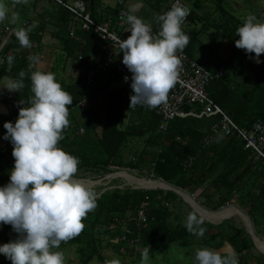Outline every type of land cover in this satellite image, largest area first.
Segmentation results:
<instances>
[{
  "label": "trees",
  "instance_id": "1",
  "mask_svg": "<svg viewBox=\"0 0 264 264\" xmlns=\"http://www.w3.org/2000/svg\"><path fill=\"white\" fill-rule=\"evenodd\" d=\"M60 1L69 4L67 0ZM81 1L96 23L115 19L121 10H125L120 4L115 8L104 7L102 0ZM168 1L152 0L149 5L163 14L175 0H170L171 4L167 6ZM186 1L191 14L188 25L182 29L189 37V43L182 53L204 67L195 59L198 47H203L200 37L204 28L209 27L220 33L222 38L236 47L235 41L240 38L236 30L244 22L229 13L225 6L226 0H214L219 13L217 19L207 12L209 0ZM3 2L10 11L14 9L19 14L23 27L33 22L38 24L29 33L32 47L22 48L14 35L18 29L13 28L10 33H6L3 22H0V45L3 40H7L0 48V59L4 61L0 63V79L4 76L18 78L21 70L26 72L25 87L15 94L22 107L29 106L28 99L32 93L28 75L35 70L29 69L28 56H41L39 48L47 32L59 41L62 54L53 60L54 74L62 88L72 96L73 104L68 106L69 127L63 131V139L58 146L79 159L77 174L104 177L129 171L137 173L140 179L148 178L154 183L165 184L164 187L176 189L175 193L156 190V187L154 190L114 189L104 193L97 199L95 210L83 220V231L75 238L62 242L59 250L64 254L74 250V256L80 264H103L106 248L122 259L131 256L139 262L140 252L145 247H150L151 260L173 245L190 254L195 253L194 247H206L222 253L234 252L239 264H264V255L256 250L245 227H238L231 220L225 221L226 218L211 222L214 224L206 219L203 227L207 231L203 237H198L187 231L185 221L188 215L177 207L179 204L190 210V205L178 192L190 196L200 192L198 204L209 213L223 211L236 199L251 219L257 236L264 238V161L256 160L255 153L246 150L234 133L228 136L221 134L219 142L214 138L211 145L204 147L205 139L212 135V127L223 117L173 119L168 122L167 130L160 132L161 120L156 115V108H130V97L134 93L122 89L125 77L117 70L118 64L125 66L123 55L116 60L117 65L106 61L99 48L98 37L92 30L84 31L81 22L59 5L57 0H29L27 5H13L12 0ZM163 6H167L166 11H162ZM201 13L206 15L201 16ZM151 26L156 33L159 31L156 20ZM12 50H15L13 55ZM8 55L14 57L10 72L7 71ZM250 56L254 57L255 53L247 54L236 47L230 57H218L211 66L204 67L213 75L222 70L221 77L208 86V95L223 114L239 128L246 130L251 129L257 121L264 123V62L256 63ZM260 60L264 61V53L260 55ZM67 67L72 72L70 83L64 79ZM125 69L130 72L126 66ZM90 76L93 81L91 84L88 83ZM85 99L90 100L91 106L82 110L79 104ZM103 99H106V103L101 113L100 103ZM6 102L0 96V103ZM126 113L128 122L125 125ZM18 114L19 111L10 107L8 115H0V138L6 132L4 123H15ZM127 150L130 155L126 153ZM12 151L10 141L0 148V186L10 180L9 173L14 166ZM190 158L195 160L189 168ZM120 175L133 180V176L126 172L116 176ZM145 204L148 222L137 234L134 218ZM17 236L11 225L0 226V245ZM125 236L126 239L122 241ZM261 251L264 253V250ZM0 264H11V261L0 254Z\"/></svg>",
  "mask_w": 264,
  "mask_h": 264
},
{
  "label": "clouds",
  "instance_id": "2",
  "mask_svg": "<svg viewBox=\"0 0 264 264\" xmlns=\"http://www.w3.org/2000/svg\"><path fill=\"white\" fill-rule=\"evenodd\" d=\"M29 0H12L13 5L25 4ZM140 5L130 7L127 22L131 35L124 40L117 38L123 54V64L132 73L130 108L159 107L167 100L169 91L178 79L180 58L189 43L182 29L190 9L175 0L170 10L155 17L159 31L153 33L135 13ZM9 7L0 0V22L9 18ZM19 14L11 12L10 23L15 24ZM37 22L19 28L14 35L22 48H31L29 33ZM235 41L239 49L247 54L255 53L256 63H262L264 53V22L249 14L238 27ZM30 92L27 107L19 110L15 123L7 121L3 127L4 140L13 145L14 166L10 180L0 186V226L11 225L17 238L0 245L11 264H66L60 246L78 236L84 229L83 220L97 207V194L84 183L74 179L78 172L79 159L59 147L63 131L69 127V105L72 96L65 91L52 72L39 70L40 57L29 55ZM4 61L0 59V63ZM14 57L7 56V71L10 72ZM26 72L21 70L18 78L4 76L0 79V91L16 92L25 87ZM127 77L125 80L127 81ZM222 136L215 137L219 142ZM205 218L190 212L185 221L189 233L203 237ZM149 248L141 250L140 264H153ZM104 264H121L119 258L105 260ZM192 264H239L234 252L222 253L209 248L195 250Z\"/></svg>",
  "mask_w": 264,
  "mask_h": 264
},
{
  "label": "built area",
  "instance_id": "3",
  "mask_svg": "<svg viewBox=\"0 0 264 264\" xmlns=\"http://www.w3.org/2000/svg\"><path fill=\"white\" fill-rule=\"evenodd\" d=\"M57 3L70 11L71 14H73L76 19L81 22L80 24L84 31H93V33L98 37L99 48L102 55H104V59L109 61L111 64H116V60L122 54L117 43V38L124 40L131 35L130 31H126L130 27L127 22V15L129 12L121 10L115 19L111 18L105 22L96 23L93 21L91 15L87 13L86 6L83 1H78L75 5L65 4L60 0H57ZM174 3L175 1L172 5ZM181 3L190 9L186 0H181ZM189 15L182 27L187 25ZM5 31L6 33H10L11 29L9 27H5ZM153 33H156L154 29ZM177 56L181 61L178 70L177 82L169 91L167 100L157 107L155 111L156 115L161 120L159 131H166L168 122L173 119H202L213 118L221 115L223 117L222 120L212 127V135L205 139L204 147L211 145L213 139L217 137V135L223 134L228 136L234 133L237 138L243 142L246 150H252L255 153L256 160L264 161V123L262 121H257L249 130L239 128L226 114H223L220 108L213 103L208 95V86L213 80L221 77L222 70L213 75L206 68L188 58L186 54L178 51ZM117 70L119 73H122L124 77L128 78L127 81H124L122 89L126 92H131L132 89L130 85L132 73L128 72L125 69V66L121 64L117 65ZM88 83H93L91 76L88 78ZM16 92L8 93L5 96V99L10 103L13 110L19 111L22 106L17 102L15 95ZM90 106L91 102L88 99L83 100L79 104V107L82 110H85ZM135 108L136 107H134V109ZM194 160V158L189 159V168L194 163ZM134 221L138 228L137 234H140L142 226L148 222L146 204L137 211ZM125 239L126 236L122 238V241ZM136 242L137 239L134 240V243Z\"/></svg>",
  "mask_w": 264,
  "mask_h": 264
},
{
  "label": "rangeland",
  "instance_id": "4",
  "mask_svg": "<svg viewBox=\"0 0 264 264\" xmlns=\"http://www.w3.org/2000/svg\"><path fill=\"white\" fill-rule=\"evenodd\" d=\"M78 1H81V0H67V3H69L70 5H75ZM102 1H103L102 3H103L104 7L115 8L116 6H118V4H120V5H123V7L126 11L128 9H130V7L134 4L142 5L143 7L147 8L149 10V12H150V9L151 10L153 9L149 5L150 4L149 2L152 0H102ZM168 2L169 3L167 6H169L171 4L170 0ZM167 6H163L162 11H164V9L166 11ZM225 6H226V9L229 11V13H231L236 19H239L242 22L245 21L246 17L249 14H254L258 18L259 21L264 22V0H226ZM207 12L209 14H213L212 16L214 19L219 18V13H217V11H216V5L214 3V0L208 1ZM151 13L153 14L152 17L154 19L157 15H159V12L156 11V8H154L151 11ZM204 14L205 13H201V16H204ZM141 17H143V16H141ZM143 19L146 23H151V21L148 20L147 17H143ZM3 22H5V23L7 22V24H9V26L15 27L17 25L18 28L22 24V21L19 19L15 24H12V23H10V18H6V21L4 20ZM199 28L201 29L202 26ZM200 40H201V44L203 45V47H201V46L198 47L196 54H195V59L197 62L201 63L204 67L205 66L207 67V65L211 66L212 63H214L218 59V57H221L222 59H226V58L230 57V55L236 49V47L234 46V44L232 42L231 43L227 42L224 39V37L222 38V35L220 33H217L216 31H214L213 29H211L209 27L204 28V33L201 35ZM105 103H106V99H103L100 103L101 113H103V108L105 106ZM127 122H128V114L126 113V116L124 119V124L126 125ZM132 147H133V145L130 146V148H132ZM126 153L130 155L129 150H127ZM127 157H128V155H127ZM121 172H126V173H128L129 176H133V178H132L133 180L129 179L131 182H128L129 180H126V179L123 180V179H121L122 178L121 175H120V177L118 176V178H117L116 175L121 173ZM121 172H115L109 176L106 175L104 177H97V176H93V175L82 176L80 174H77L76 175L77 178L74 177V179L79 180L80 182L84 183L87 187H89L90 189L95 191L97 194V199H99V197L101 195H103L104 193L111 192L114 189H120L122 191L126 190L127 188H129L131 190H134V189L154 190L153 188L156 187V190L161 189L164 191H171L170 190L171 188L169 186L164 187V186H162V184H159V183L155 184L154 182H152V180L149 181L148 178H144V179L138 178L137 173H133V172H129V171H121ZM78 177H81L84 179H78ZM143 181H146V182H143ZM150 182L154 183L155 186L153 185L154 187H152V183H150ZM150 188H152V189H150ZM199 193L200 192H198L196 194V196H190V195L185 194V193H180V194H185V197H187L190 200L194 199L196 204L198 206H200L198 204L199 201L201 200L198 197ZM187 198L186 199L183 198V200L188 205H190V210L187 209L186 207H184L183 205L180 206L179 204H177V207H180L181 211L183 210L185 215H188L190 213L189 211H196L198 214L202 215L206 219L207 216H209V215L217 217V215L221 213V216L216 218L215 220H217L219 218H226L225 221L231 220L238 227H245L249 235L253 234L261 242H264V238L262 236H257V234L255 233V228H254V225H253L251 219L240 208V206H239L240 204H239V202L236 201V199L234 201H232L230 206L225 207L223 209V211H221L219 213H212V212L209 213L203 209L205 211L204 212L206 214L205 215V214L201 213L203 211L198 209L197 205H195V204L191 205L192 202L187 200ZM214 221H209V222H214ZM225 221H223V222H225ZM217 224H219V222L216 223L215 225H217ZM194 248H195V250L197 249L196 247H194ZM259 249H261V248L259 247ZM256 250H258V249H256ZM261 250H264V249H261ZM74 253H75L74 250H70L69 252L67 251L65 253L66 264H80L77 262V259L74 256ZM194 254L187 253V250H181L177 246L173 245L167 251H161L158 254L157 258L152 260V262H153V264H192V261L194 259ZM103 257H104V261L110 260L113 258H119L121 261V264H140V261L137 262L134 257L130 256L127 259H122L115 252H113L107 248L103 252ZM93 264H100V263L94 262Z\"/></svg>",
  "mask_w": 264,
  "mask_h": 264
},
{
  "label": "crops",
  "instance_id": "5",
  "mask_svg": "<svg viewBox=\"0 0 264 264\" xmlns=\"http://www.w3.org/2000/svg\"><path fill=\"white\" fill-rule=\"evenodd\" d=\"M12 11H14V9H11V11L9 12V18H10V15H11ZM151 11L152 10L150 9V12H149V10L147 8H145L142 5H140L138 11L135 14L137 16H140V17L141 16L147 17L148 20L151 21L150 24H152L155 19L152 17L153 16V14H152L153 12L151 13ZM143 17H141V18L143 19ZM5 21H6V19H5ZM3 26L4 27H10L11 30H12L13 28H15V29L22 28L23 24H21L20 27L18 28L17 25L15 27L14 26H9V24H7V22L6 23L3 22ZM5 42H7V40H3L1 42L0 48H2V46L6 44ZM60 48L61 47H60L59 41L57 39L53 38L51 33L47 32V34H45L44 37H43L42 47L39 48L40 54H41L40 63L38 65L39 70L44 71V72H52V73L56 72L54 70V62H53V60H55L57 55L62 54ZM0 51H1V49H0ZM14 53H15V50H12L11 54L13 55ZM41 57H42V59H41ZM49 62H52V63L49 65ZM70 76H72V72H71V69L67 67L66 74H64V79H65L66 83H70L72 81ZM8 93H10V92H8L7 89H4V90L0 91V96L4 99V101H6L5 96ZM8 104H9L8 102L0 103V115L6 116V115H8L10 113V107L11 106H10V104L9 105ZM4 134L0 138V148H4L6 143L8 142V140H4L3 139Z\"/></svg>",
  "mask_w": 264,
  "mask_h": 264
},
{
  "label": "bare ground",
  "instance_id": "6",
  "mask_svg": "<svg viewBox=\"0 0 264 264\" xmlns=\"http://www.w3.org/2000/svg\"><path fill=\"white\" fill-rule=\"evenodd\" d=\"M172 5V4H171ZM171 7V6H170ZM170 9V8H169ZM190 14H191V11H190ZM189 17H190V15H189ZM189 17H188V20H189ZM187 25H188V21H187ZM186 25V26H187ZM185 27V26H184ZM184 27H182V28H184ZM118 178V177H117ZM121 179H123V180H125L126 178H121ZM127 180V179H126ZM129 182V181H128ZM143 182H146V181H143ZM135 183V182H134ZM150 183H152V182H150ZM155 184H157V183H155ZM155 184L154 183H152V187H154L155 186ZM159 184H161V183H159ZM88 185V184H87ZM154 185V186H153ZM162 186H165V184H163L162 183ZM167 187V186H166ZM171 188V187H170ZM145 189V188H144ZM171 191H173V192H176V190L175 189H173V188H171L170 189ZM178 192V191H177ZM178 194V193H177ZM178 195H180V197H182V198H184V199H186L187 197H185V194H178ZM187 200H189L190 202H192V204L191 205H193V204H195V205H197L196 204V202L194 201V199L193 200H190V199H188L187 198ZM196 207V206H195ZM197 207H198V209H200V210H202L203 212H201V213H203V214H205L204 212V210H203V208H201L200 206H198L197 205ZM237 212V211H236ZM209 214V213H208ZM206 215V214H205ZM221 216V213L220 214H218L217 215V217L216 216H207V220H209V221H214L216 218H218V217H220ZM216 221V220H215ZM214 221V222H215ZM253 235V234H252ZM257 243H258V246L261 248V249H264V242H261L258 238H257Z\"/></svg>",
  "mask_w": 264,
  "mask_h": 264
},
{
  "label": "water",
  "instance_id": "7",
  "mask_svg": "<svg viewBox=\"0 0 264 264\" xmlns=\"http://www.w3.org/2000/svg\"><path fill=\"white\" fill-rule=\"evenodd\" d=\"M158 190V189H157ZM178 194H180V192H178ZM196 212V211H195ZM206 220V219H205ZM207 221V220H206ZM207 222H209V221H207ZM210 224H213V223H211V222H209ZM251 237H252V240H253V243H254V245H255V247H256V249H258L259 251H260V253L261 254H263L264 255V253L259 249V247H258V243H257V237L255 236V235H250Z\"/></svg>",
  "mask_w": 264,
  "mask_h": 264
}]
</instances>
